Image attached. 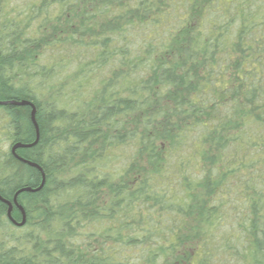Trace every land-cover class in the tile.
I'll return each instance as SVG.
<instances>
[{
  "label": "trees",
  "instance_id": "1",
  "mask_svg": "<svg viewBox=\"0 0 264 264\" xmlns=\"http://www.w3.org/2000/svg\"><path fill=\"white\" fill-rule=\"evenodd\" d=\"M0 102V264H264V0H0Z\"/></svg>",
  "mask_w": 264,
  "mask_h": 264
},
{
  "label": "water",
  "instance_id": "2",
  "mask_svg": "<svg viewBox=\"0 0 264 264\" xmlns=\"http://www.w3.org/2000/svg\"><path fill=\"white\" fill-rule=\"evenodd\" d=\"M8 104H9V105H16V104L13 103V102H10V103H7V102H0V106H6V105H8ZM17 105L22 106V105H28V104H27V103H20V104H17ZM30 118H31V122H32V124H33V126H34V129H35L36 140H37V139H38V128H37V125H36L35 120H34V110H33V109H32L31 117H30ZM30 146H32V145H21V144H16V145H14V146L11 148V153H14L17 149H20V148H28V147H30ZM20 160H21V159H20ZM21 161H22V160H21ZM23 162H24V161H23ZM24 163H26V162H24ZM26 164L30 165L29 163H26ZM32 167L37 168V169L41 172L40 168L37 167L36 165H32ZM42 181H43V180H42ZM41 186H42V185H40V187H39L37 190H35V191H29V190H27V189H22V190L16 192L15 195L13 196V198H12V202H8V201H5V200H3V199L0 198V202L3 203V204H5V205L7 206V216H8L9 219H10L9 213H10L11 210H12V206H15V207L18 209V211L22 214L21 222H20V223H16V226L21 227V226H23V225L25 224V216H24V212H23L22 208H21L20 206H18L17 203H16V197H17V195L20 194V193H24V192H36V191H38V190L41 188ZM10 221H12V220L10 219Z\"/></svg>",
  "mask_w": 264,
  "mask_h": 264
},
{
  "label": "rangeland",
  "instance_id": "3",
  "mask_svg": "<svg viewBox=\"0 0 264 264\" xmlns=\"http://www.w3.org/2000/svg\"><path fill=\"white\" fill-rule=\"evenodd\" d=\"M7 143L6 142H4V143H2V145H1V147H0V151H1V153H5V150L7 149ZM14 234L15 235H17V236H20V235H22L21 234V232L19 233V231H14ZM3 239V235H2V233H1V231H0V240H2Z\"/></svg>",
  "mask_w": 264,
  "mask_h": 264
},
{
  "label": "flooded vegetation",
  "instance_id": "4",
  "mask_svg": "<svg viewBox=\"0 0 264 264\" xmlns=\"http://www.w3.org/2000/svg\"><path fill=\"white\" fill-rule=\"evenodd\" d=\"M15 153V152H14ZM14 153H11L12 156L16 159V155ZM7 207V206H6ZM20 213V212H19ZM21 217H22V214L20 213Z\"/></svg>",
  "mask_w": 264,
  "mask_h": 264
}]
</instances>
